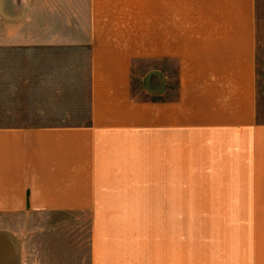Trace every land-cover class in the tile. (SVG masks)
I'll use <instances>...</instances> for the list:
<instances>
[{
    "label": "crops",
    "instance_id": "obj_1",
    "mask_svg": "<svg viewBox=\"0 0 264 264\" xmlns=\"http://www.w3.org/2000/svg\"><path fill=\"white\" fill-rule=\"evenodd\" d=\"M255 13L256 0H0V221L89 217L87 254L53 228L27 248L0 225V264H264Z\"/></svg>",
    "mask_w": 264,
    "mask_h": 264
},
{
    "label": "rangeland",
    "instance_id": "obj_2",
    "mask_svg": "<svg viewBox=\"0 0 264 264\" xmlns=\"http://www.w3.org/2000/svg\"><path fill=\"white\" fill-rule=\"evenodd\" d=\"M27 13L28 11L23 9V18L26 17ZM255 16L257 118L264 122V0H256ZM214 209H225L227 211L221 214L220 212L213 211ZM239 209H244V207H192L183 205L182 217H254L252 215H239ZM246 209L252 208L246 207ZM4 217L5 221H0V225H5L6 227L7 240L14 238V234H11L10 231H18L17 236L22 240V246L40 248L39 245L45 243L47 240L45 231L53 228L51 231H53L54 237H60L63 234L74 243L79 244L80 249L84 253H88L89 217L85 214L68 212L32 213L22 211L16 215H6Z\"/></svg>",
    "mask_w": 264,
    "mask_h": 264
}]
</instances>
